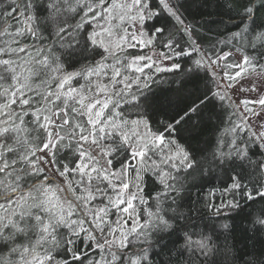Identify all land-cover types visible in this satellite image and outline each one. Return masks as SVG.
Returning a JSON list of instances; mask_svg holds the SVG:
<instances>
[{
  "label": "snow or ice",
  "instance_id": "obj_1",
  "mask_svg": "<svg viewBox=\"0 0 264 264\" xmlns=\"http://www.w3.org/2000/svg\"><path fill=\"white\" fill-rule=\"evenodd\" d=\"M0 264H264V0H0Z\"/></svg>",
  "mask_w": 264,
  "mask_h": 264
},
{
  "label": "trees",
  "instance_id": "obj_2",
  "mask_svg": "<svg viewBox=\"0 0 264 264\" xmlns=\"http://www.w3.org/2000/svg\"><path fill=\"white\" fill-rule=\"evenodd\" d=\"M189 12L191 13V15L189 16V19H191L192 17H195L197 20L200 19V16L203 15L205 16V18H207V15L209 12H214V9L212 7H207L205 8L202 4L197 6V5H193L190 9ZM187 15V13H186ZM213 18H215L213 16ZM221 182L219 179H217L216 175H213L211 177L208 178L207 182L204 185L203 188V192L207 193L212 187H221ZM196 191H200V189H194L193 193L195 194ZM229 243H231V240L229 241ZM249 244L251 245V241L249 242ZM238 247H243L242 244L237 245ZM260 245L257 244V248H259Z\"/></svg>",
  "mask_w": 264,
  "mask_h": 264
},
{
  "label": "rangeland",
  "instance_id": "obj_3",
  "mask_svg": "<svg viewBox=\"0 0 264 264\" xmlns=\"http://www.w3.org/2000/svg\"><path fill=\"white\" fill-rule=\"evenodd\" d=\"M258 110V109H257Z\"/></svg>",
  "mask_w": 264,
  "mask_h": 264
}]
</instances>
